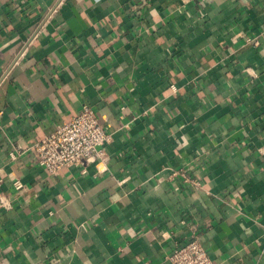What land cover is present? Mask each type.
Wrapping results in <instances>:
<instances>
[{
	"label": "crops",
	"instance_id": "crops-1",
	"mask_svg": "<svg viewBox=\"0 0 264 264\" xmlns=\"http://www.w3.org/2000/svg\"><path fill=\"white\" fill-rule=\"evenodd\" d=\"M57 1L0 0V264H264V0ZM86 104L107 162L49 173Z\"/></svg>",
	"mask_w": 264,
	"mask_h": 264
},
{
	"label": "built area",
	"instance_id": "built-area-1",
	"mask_svg": "<svg viewBox=\"0 0 264 264\" xmlns=\"http://www.w3.org/2000/svg\"><path fill=\"white\" fill-rule=\"evenodd\" d=\"M62 1L58 0L52 6L50 15L58 11ZM247 42L259 44L258 38L251 36L247 37ZM111 138L112 133L101 123L95 109L86 104L78 114L43 136L36 143L35 150L39 163L51 174L73 167H82L83 172L87 164L107 162L109 156L105 145ZM175 174L194 188L202 187L186 170L181 169ZM14 185L20 189L24 184L17 179ZM10 207L9 202L0 200V209ZM166 258L171 264H219L212 259L197 233H193L188 242L177 245Z\"/></svg>",
	"mask_w": 264,
	"mask_h": 264
}]
</instances>
